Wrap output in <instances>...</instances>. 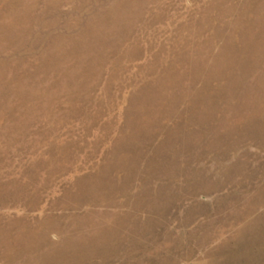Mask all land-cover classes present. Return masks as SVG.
<instances>
[{
    "label": "rangeland",
    "instance_id": "rangeland-1",
    "mask_svg": "<svg viewBox=\"0 0 264 264\" xmlns=\"http://www.w3.org/2000/svg\"><path fill=\"white\" fill-rule=\"evenodd\" d=\"M0 264H264V0H0Z\"/></svg>",
    "mask_w": 264,
    "mask_h": 264
}]
</instances>
